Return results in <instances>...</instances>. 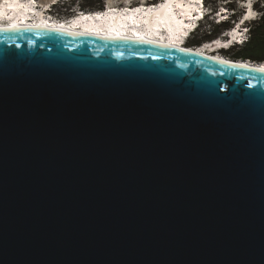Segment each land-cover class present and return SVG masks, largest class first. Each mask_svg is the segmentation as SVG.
Listing matches in <instances>:
<instances>
[{"label": "water", "instance_id": "obj_1", "mask_svg": "<svg viewBox=\"0 0 264 264\" xmlns=\"http://www.w3.org/2000/svg\"><path fill=\"white\" fill-rule=\"evenodd\" d=\"M71 33L0 31V264H264V72Z\"/></svg>", "mask_w": 264, "mask_h": 264}, {"label": "bare ground", "instance_id": "obj_2", "mask_svg": "<svg viewBox=\"0 0 264 264\" xmlns=\"http://www.w3.org/2000/svg\"><path fill=\"white\" fill-rule=\"evenodd\" d=\"M34 2H39L40 6H38L40 8H35L32 1L25 3L24 0H0V27H9L10 24H16L20 27V24L24 23L25 25L23 26L28 28L61 29L86 35L153 41L156 44L171 45L169 47L175 45V47H180L179 43L184 40L183 34H185L195 21L194 18L186 22L185 15L191 16L195 10L200 12L202 6L200 1L195 2L187 0H167L166 2H161L159 5H156L157 2H154L155 5L153 6H149L153 4L149 3V1H144L136 5H133V3L129 1L126 4L131 5V7L141 5L136 8L139 9V11L136 9L129 11L127 9H119L118 7H120V5L112 6L111 3H108L106 6L108 10L106 12L96 13L95 15H84L72 20L58 22V20H51V17L46 14V10L48 9L47 6L53 4L51 3L52 0H35ZM249 2L253 4L254 0H245L243 5L246 7ZM228 4L229 2L220 3V6L223 8L221 9L222 16L228 11ZM28 6H31L30 8L37 12V14H28L25 10ZM251 11L254 12L253 7H251ZM244 12L247 15L249 8L245 9ZM18 15L23 18V22H20ZM26 18L30 19L25 20ZM197 19L196 17V20ZM222 20H224V17H222ZM239 21L240 22L237 24L239 27L234 23L230 27L234 30L230 31L228 35L224 34L226 35L225 37L221 35L215 37L214 39L216 40L213 42H211L213 39L207 40L209 43L189 46V49H187V45L183 43L182 47H185L187 51L198 54L202 53L203 55L218 60L231 61L235 64H247L255 68L264 67V61L245 58L236 59L222 52L223 49L231 48L232 45L235 44L233 41L240 27L245 26L248 20L243 18ZM241 21H243V23H241Z\"/></svg>", "mask_w": 264, "mask_h": 264}, {"label": "rangeland", "instance_id": "obj_3", "mask_svg": "<svg viewBox=\"0 0 264 264\" xmlns=\"http://www.w3.org/2000/svg\"><path fill=\"white\" fill-rule=\"evenodd\" d=\"M92 1V5H94V6H92L91 4H90V2H88L87 0H69V2L66 4L69 8L73 5V4H75V6L77 5V6H82V4H85V7L84 6H82L83 8H85L86 10H91V9H94V8H100V7H98L97 6V4L98 3H102V5L103 6H105V5H107L108 3H111V5L113 6V5H124V4H126L127 2H129V1H131L134 5H135V3L137 4V3H141V2H144V1H149V2H156L157 0H154V1H151V0H91ZM244 1V2H243ZM207 2H208V4L210 5V6H213L214 8H217V7H219L220 6V2L218 1V0H207ZM245 3V0H231L230 2H229V4H228V7H230V9L231 10H233L235 13H237L236 14V17L237 16H239V15H241V14H243V13H245L244 11H245V9H247L246 7H245V9H244V4ZM70 5V6H69ZM127 5V4H126ZM256 5V7H259V12L260 13H263L264 12V0H260V3L259 4H255ZM89 7V8H88ZM56 11H58L57 10V8H56ZM59 12V11H58ZM68 15V14H67ZM259 19V18H258ZM258 19H256V20H251L250 22L252 23V25L254 24V22H255V25H258L259 23H258ZM261 19V18H260ZM210 23V22H209ZM230 23H232V22H230ZM208 23H206V25H207ZM205 28V27H204ZM203 28V29H204ZM213 28V26L211 27V29ZM230 28V27H229ZM214 30H216V31H222L223 30V28L222 27H220V26H217V27H215L214 28ZM203 31V30H202ZM199 32V34H202L203 32ZM204 32H206V31H204ZM195 35H198V34H195ZM217 35V34H216ZM216 35H214L213 37L215 38V37H218V36H216ZM202 35H200V37H201ZM204 36V35H203ZM214 38H212V39H214ZM209 40H211V39H209ZM205 41H207V40H205ZM240 49V47H236L235 49H233V51H237V50H239ZM247 50H251V48H250V46L249 47H246L245 49H243V51H247ZM262 51H264V47L262 48ZM229 56V55H228ZM230 57H232V56H230ZM232 58H234V57H232Z\"/></svg>", "mask_w": 264, "mask_h": 264}, {"label": "trees", "instance_id": "obj_4", "mask_svg": "<svg viewBox=\"0 0 264 264\" xmlns=\"http://www.w3.org/2000/svg\"><path fill=\"white\" fill-rule=\"evenodd\" d=\"M92 5L91 0H87ZM82 6H85V4H82ZM94 6V5H92ZM98 7H104L102 3L97 4ZM258 25L254 24L252 25V34L250 36V39L248 42H246L243 46L240 47L239 50L233 51V49L229 50L233 53L232 57L239 59V58H245V59H253L256 61H264V51H262V48L264 47V12L261 16V19H258ZM257 21V20H256ZM213 28H209L206 31L212 32L213 29L217 26H221V24H213ZM211 26V27H212ZM204 33V32H203ZM200 39V38H198ZM251 48V50L243 51L246 47Z\"/></svg>", "mask_w": 264, "mask_h": 264}, {"label": "built area", "instance_id": "obj_5", "mask_svg": "<svg viewBox=\"0 0 264 264\" xmlns=\"http://www.w3.org/2000/svg\"><path fill=\"white\" fill-rule=\"evenodd\" d=\"M244 2V1H243ZM79 7H82V6H79ZM85 7V6H84ZM86 8V7H85ZM84 8V9H85ZM89 8V7H88ZM227 9H230V7H227ZM66 16H69V15H67V14H65ZM228 15H230V12H226L225 14H223V16H222V13L221 12H217V13H215V15H214V17H213V20H221L222 19V17H224V19H227L226 18V16H228ZM250 26L248 27L247 26V24L245 25V26H241L240 27V29H239V31H238V34H237V36H236V38H235V40L233 41L235 44L234 45H232V47L231 48H225V49H223V50H231V49H235L236 47L238 48V47H241V46H243L246 42H248L249 41V39H250V36H251V34H252V28H250L251 26H252V23H250L249 24ZM245 28H248L249 29V31L248 32H244V29ZM232 30H234V29H231V28H227V29H225L219 36H221V35H224V34H226V35H228V33L230 32V31H232ZM226 35H224V37L226 36ZM216 39H213L211 42H213V41H215ZM205 43H209V41H203L202 42V44H205ZM230 45V44H229ZM187 49H188V47H187Z\"/></svg>", "mask_w": 264, "mask_h": 264}, {"label": "flooded vegetation", "instance_id": "obj_6", "mask_svg": "<svg viewBox=\"0 0 264 264\" xmlns=\"http://www.w3.org/2000/svg\"><path fill=\"white\" fill-rule=\"evenodd\" d=\"M149 3H154V2H149ZM138 4V3H137ZM134 5V4H133ZM135 5H136V3H135ZM101 8V7H100ZM236 19V16H234L232 19H230L229 21H227V22H224V23H222L221 24V26L220 27H222L223 28V30L220 32V31H216V30H214L213 29V31L212 32H208V31H206V30H203V29H201V30H199V31H197L195 34H198V35H193L192 36V38L187 42V43H185L186 45H187V47H191V46H193V45H200L203 41H205V40H209V39H212V38H214L213 36L214 35H216V36H218V35H220L225 29H227V28H229L230 26H232V24H233V20H235ZM211 23V21H210V19H207V23ZM230 22H232V23H230ZM203 30V31H202ZM204 32V31H206V32H204V33H202V34H199V32ZM200 35H202L201 37H200ZM204 35V36H203ZM198 38H200V39H198ZM186 47V48H187ZM189 49V48H188ZM222 52L224 53V54H226V55H229V56H232L233 55V51L232 52H230L229 50H222Z\"/></svg>", "mask_w": 264, "mask_h": 264}, {"label": "clouds", "instance_id": "obj_7", "mask_svg": "<svg viewBox=\"0 0 264 264\" xmlns=\"http://www.w3.org/2000/svg\"><path fill=\"white\" fill-rule=\"evenodd\" d=\"M200 2H201V4L203 5V2H202V0H199ZM225 2H229L230 0H224ZM63 3H65V0H60V2L55 6V10H56V8L58 9L59 7H61L62 6V4ZM260 3V0H254V4H259ZM75 5V4H74ZM207 5H208V2H207ZM77 6V5H76ZM256 6V5H255ZM256 11L257 12H259V7H256ZM221 10V9H220ZM206 12V11H205ZM230 12V11H229ZM232 13L230 12V15H231ZM262 14L263 13H260L259 12V19L261 18V16H262ZM244 17H242L241 15H239V19L241 20V19H243ZM207 19H210L209 17H207L205 20H202L201 22H199L198 24H199V26H198V28L196 29V30H192L191 32H189V36H187V38L185 37L184 38V40L186 41V43H187V41H189L191 38H192V36L197 32V31H199V30H201V29H203L204 27V29L203 30H207V29H209V28H211V26L213 25V24H222V23H219V22H216L215 20H213V19H210V21H211V23H208L207 25H206V23H207ZM251 22L250 21H247V26L249 27ZM252 27V26H251ZM250 27V28H251ZM192 35V36H191Z\"/></svg>", "mask_w": 264, "mask_h": 264}, {"label": "snow or ice", "instance_id": "obj_8", "mask_svg": "<svg viewBox=\"0 0 264 264\" xmlns=\"http://www.w3.org/2000/svg\"><path fill=\"white\" fill-rule=\"evenodd\" d=\"M196 2H199V0H196ZM251 7H252V4H251V2H249V4H248V8H249V12H248V14L247 15H245L244 16V19L245 20H248V19H250V18H253L255 15H256V13L255 12H252L251 11ZM137 11H139V9H136ZM241 23H243V21H241ZM237 27H239V25H237ZM11 30H18V26L16 25V24H12V25H10L9 27H5V28H0V31H11ZM249 31V29L248 28H245L244 29V32H248ZM72 35H77V34H83V33H71ZM141 42L142 43H154L153 41H144V40H141ZM163 47H169V46H171V45H162ZM225 46H227V45H225ZM182 51L184 50V49H181ZM201 55H202V53H201ZM220 63H228L227 61H224V60H221V61H219ZM233 67H243V68H246V67H248V65L247 64H234V65H232ZM257 71H259V72H264V67H260V68H258V69H256Z\"/></svg>", "mask_w": 264, "mask_h": 264}]
</instances>
